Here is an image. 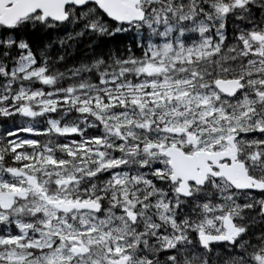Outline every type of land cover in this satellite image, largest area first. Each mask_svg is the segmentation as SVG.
I'll list each match as a JSON object with an SVG mask.
<instances>
[{
  "label": "snow or ice",
  "instance_id": "6c2138e0",
  "mask_svg": "<svg viewBox=\"0 0 264 264\" xmlns=\"http://www.w3.org/2000/svg\"><path fill=\"white\" fill-rule=\"evenodd\" d=\"M0 264H264V0H0Z\"/></svg>",
  "mask_w": 264,
  "mask_h": 264
}]
</instances>
